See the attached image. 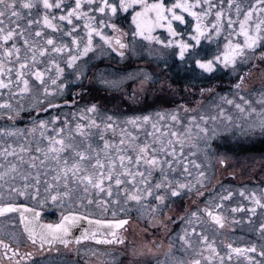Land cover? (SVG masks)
<instances>
[{
	"label": "snow or ice",
	"instance_id": "1",
	"mask_svg": "<svg viewBox=\"0 0 264 264\" xmlns=\"http://www.w3.org/2000/svg\"><path fill=\"white\" fill-rule=\"evenodd\" d=\"M0 264H264V0H0Z\"/></svg>",
	"mask_w": 264,
	"mask_h": 264
},
{
	"label": "flooded vegetation",
	"instance_id": "2",
	"mask_svg": "<svg viewBox=\"0 0 264 264\" xmlns=\"http://www.w3.org/2000/svg\"><path fill=\"white\" fill-rule=\"evenodd\" d=\"M131 63H135L137 64L138 62L136 61H133ZM20 126H23V125H20ZM225 139H228V138H221L220 139V142H217L214 141L213 142V146L214 148L217 150L218 153H225V152H228L229 154L231 153V150L233 148V144L231 141H227V142H224ZM262 150V146L261 145H256L254 148H253V152L255 153H259V151ZM258 151V152H257ZM233 168L235 169L236 171V177L235 179H233L230 175H229V172H231L233 170ZM216 178L220 181V183H222L225 187H231L233 188L234 190L235 189H238L240 187H243L244 185H251L252 181L249 180L248 178V175L247 174H242L241 171H240V165L238 164H233L231 168H229V170L226 172V171H223V170H218L216 172ZM213 183H215V180L213 181ZM211 187V185H210ZM219 187H217V191H219ZM235 200H239V197L237 196L235 198ZM234 200V202H235ZM93 212L95 215L99 216L100 215V212L99 210L95 209L93 207ZM109 218H111L110 214H109ZM44 219L46 221H52L54 219H57V216L53 213H46L45 216H44ZM244 233H247V229H244L243 230ZM241 235V231L238 229L237 232H236V236L239 237ZM131 238V237H130ZM221 239H223L221 237ZM253 239H255V237H253ZM247 240H237V243L238 244H241V243H246ZM222 248V246H221Z\"/></svg>",
	"mask_w": 264,
	"mask_h": 264
},
{
	"label": "rangeland",
	"instance_id": "3",
	"mask_svg": "<svg viewBox=\"0 0 264 264\" xmlns=\"http://www.w3.org/2000/svg\"><path fill=\"white\" fill-rule=\"evenodd\" d=\"M136 66H137V64L131 63V68H135ZM205 103L207 104V102H205ZM227 141H231V140L229 138L224 140V142H227ZM217 142H220V139H218Z\"/></svg>",
	"mask_w": 264,
	"mask_h": 264
},
{
	"label": "water",
	"instance_id": "4",
	"mask_svg": "<svg viewBox=\"0 0 264 264\" xmlns=\"http://www.w3.org/2000/svg\"><path fill=\"white\" fill-rule=\"evenodd\" d=\"M83 227H87V224H86V222L83 224ZM76 234H77V235L79 234V229H78V230H76Z\"/></svg>",
	"mask_w": 264,
	"mask_h": 264
},
{
	"label": "bare ground",
	"instance_id": "5",
	"mask_svg": "<svg viewBox=\"0 0 264 264\" xmlns=\"http://www.w3.org/2000/svg\"><path fill=\"white\" fill-rule=\"evenodd\" d=\"M258 152V151H257Z\"/></svg>",
	"mask_w": 264,
	"mask_h": 264
}]
</instances>
